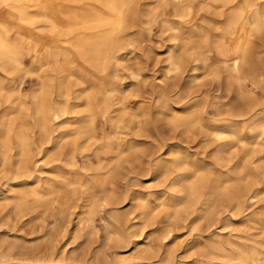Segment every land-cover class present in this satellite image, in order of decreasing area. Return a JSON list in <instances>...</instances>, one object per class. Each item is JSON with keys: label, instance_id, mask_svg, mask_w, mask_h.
<instances>
[{"label": "bare ground", "instance_id": "obj_1", "mask_svg": "<svg viewBox=\"0 0 264 264\" xmlns=\"http://www.w3.org/2000/svg\"><path fill=\"white\" fill-rule=\"evenodd\" d=\"M152 5L169 10L160 25L171 42L161 78L188 70L191 83L199 71L210 73L234 87L244 104L237 113L223 104L227 112L205 118L195 96H176V108L165 84L154 92L168 132H197L210 162L158 139L156 146L145 144L149 109L125 101L127 93L139 92L122 90L116 80L119 68L143 79L138 32L152 21ZM256 38H262L259 48ZM126 47L131 50L124 55ZM212 49L217 59L210 58ZM112 63L108 83L119 97L102 81L95 94L77 90L82 76L96 80ZM246 81L261 88L260 97L248 93ZM98 113L111 123L102 139L95 130ZM150 148L160 157L140 177L150 183L147 195L134 183L120 195L116 183L125 165L141 164ZM0 177V264H20L13 261L21 255L29 264H76L79 239L95 244L83 255L87 264H135L122 251L139 252L149 238L172 264L175 230L187 222L196 231L198 222L212 221L221 210L232 218L221 224L226 233L196 240L188 250L211 258L192 264H264V0H0ZM158 183L164 188H155ZM48 216L54 218L50 227ZM27 226L36 238L17 234ZM10 238L34 245L16 254Z\"/></svg>", "mask_w": 264, "mask_h": 264}, {"label": "rangeland", "instance_id": "obj_2", "mask_svg": "<svg viewBox=\"0 0 264 264\" xmlns=\"http://www.w3.org/2000/svg\"><path fill=\"white\" fill-rule=\"evenodd\" d=\"M151 8L154 9V15L153 19L150 23L145 24V29L142 31L138 32L139 35V40L140 41V46L138 48V55H139V62L145 68L144 74H143V79L135 80L131 78L130 72L127 70H120L117 72L118 78H116L117 81L121 84V89H129L130 91H138L139 94L136 95L133 92H130L129 94H126V100L128 103H130L131 106L133 107H148L149 113H150V118L152 119L151 121V126H150V133L149 138L142 139L145 144L151 146H156L157 144V139L159 142L167 145V146H172L174 148H177L181 151L186 150L190 154L194 155L198 159H204L208 162L211 161V153H209V147L205 148L204 145L202 144L201 137L198 135L197 132H195L194 137H187L184 136L183 134L181 135L180 133H170L168 132L167 128L165 127L164 123L160 121L158 118L157 114L160 110H163L162 108V103L158 102V100L155 99V91L157 90L158 86H163L165 84L167 86L168 92H169V97L172 101H174L173 106L177 108L178 103V98L177 97H182V99H188L190 96H195V99L202 104V115L205 118H215L216 115H218L223 108L220 110V107L223 104H228L230 108L232 109L233 113L241 112L243 109V102L236 98L234 95V87L226 86L225 81L220 78L215 80L210 73H204L203 71H199L197 73V82H189L188 78V70L185 72L181 73V75L167 80L166 78H161V70L163 66L166 65L165 63V57L167 54V50L169 46H171V42L168 39V36L162 32H160V25H161V20L164 17L168 16L169 10H167L164 7H159L157 5H152ZM168 12V13H167ZM167 13V15H166ZM149 27V28H148ZM141 36V37H140ZM262 38H256L254 40L255 45L259 48V45L261 43ZM131 49L129 47H126L125 50L122 51V53L129 54V51ZM209 56L211 59H217L218 55L216 54L215 50L212 49L211 52L209 53ZM43 63H45V59H41ZM76 60L78 58L76 57ZM110 68L107 71V74L103 75H98L96 80H93L90 77H83L86 78L84 79L83 83L79 80H77L78 86L77 90L83 91L84 94L86 95H92L95 94V91L98 89L99 90V81H102L105 83V89L110 93L112 96H118V93L114 91L116 89L115 87L111 86L108 81L112 78V75H114L113 70L115 68V64H110ZM33 66L36 67V62L34 61ZM37 68V67H36ZM50 67H46L45 69L47 70V73H50L48 70ZM88 81H85L87 80ZM155 79L157 81H155ZM91 80V81H90ZM95 82V83H94ZM25 83L28 87H30L29 80H25ZM96 85V86H95ZM245 86L247 88L248 93L251 96H256L260 97L261 96V88L258 86L254 85L251 83V81H246ZM97 87V88H96ZM257 87V88H256ZM96 88V90H95ZM96 91V93L98 92ZM233 91V92H232ZM89 93V94H88ZM92 93V94H91ZM183 94V96H182ZM186 95V96H185ZM85 96V95H83ZM177 96V97H176ZM185 97V98H184ZM114 98V97H113ZM177 98V99H176ZM113 99H111L112 101ZM176 101V103H175ZM178 102V103H177ZM190 102V101H189ZM193 101L190 103L192 104ZM189 103V104H190ZM116 103L114 102V105ZM115 107V106H114ZM218 109V110H217ZM218 111H220L218 113ZM227 112V110L225 109ZM225 112H221V114H224ZM96 117H94L95 120V130H96V135L98 138H103L111 134V123L108 120L107 117H102L101 114H96ZM101 116V117H100ZM104 119V120H103ZM107 121V122H106ZM106 129V130H105ZM104 133V134H103ZM240 145L236 147L234 150V153L239 152ZM160 157L159 154H156L155 150L150 148L149 151H147L144 156L141 158V164L139 165H125L124 169L121 172V175L117 179L116 183V190L120 195L125 194L127 191H129L130 186L134 183L137 187V190L142 193V195H147V187L150 186V183L147 182V179H141L145 172H147V169H149V162L156 158ZM167 157L166 155L163 156V158ZM78 164L81 165L82 161L80 158H78ZM139 179V182H135ZM4 185V179L0 177V190ZM163 183H158L155 185V188L157 189H162L164 188ZM132 187V186H131ZM154 199L152 198V201ZM158 202L153 201L152 205L156 206ZM264 205V203H263ZM127 207H122L121 209L125 210ZM261 208H255L254 210L257 212H261ZM253 210L252 208H249V211ZM159 211V210H158ZM157 211V212H158ZM134 215H137L135 212ZM159 215V214H158ZM160 216V215H159ZM159 216L157 218H159ZM159 220V219H158ZM157 220V221H158ZM226 220H232L231 215L226 211L221 210V212L212 220V221H207V220H202L198 222L197 228L198 230H191L189 224L187 222L182 225V227H179L177 231L175 230L174 234L177 235V242H176V250L174 252V256L172 257V264H192L193 259H199V260H210L211 256L206 254L205 251H197V250H190V247L193 248V245L196 240H199L202 243H206L205 239L208 235H222L225 234L226 230L221 231V224L222 222ZM45 221L47 222L48 226L50 227L54 224V218L48 216L45 217ZM220 223V224H219ZM96 227L99 229L98 237H99V242L104 241L105 239V232L102 229V223L100 219L97 217L96 220ZM1 230V229H0ZM8 235H13L10 229H7ZM10 230V231H9ZM149 230V228L146 230V232ZM30 231V232H29ZM1 232V231H0ZM11 233V234H10ZM1 234V233H0ZM18 235L24 236L26 240H31L34 239L38 236V232H32L30 230V227H24L23 230L19 233ZM199 234V235H198ZM198 235V236H197ZM180 236V237H179ZM198 238V239H197ZM11 239V244L9 243ZM8 239V244L13 245L17 247L18 250H16L17 253L21 252H26V249L32 248L34 244L29 243L28 245L24 244L23 241H16L13 238ZM14 240V241H13ZM81 240V241H80ZM78 243L81 244L79 250L77 252V257L75 260L76 264H84L85 261L87 264L89 258L87 256H83L86 253H89L91 249H94L95 244L92 245L90 243L84 242V239H79L77 241ZM13 243V244H12ZM85 243V244H84ZM143 243L147 244V246L141 247V250L139 252L133 251V248L129 250H124L122 251V256L124 258H133L135 264H166L163 260V250L162 246L160 245L159 242L153 240V238L146 239ZM61 242H59V245ZM23 245V246H22ZM25 245V247H24ZM83 245V246H82ZM20 247V249H19ZM24 247V248H23ZM30 247V248H29ZM70 247H67L69 249ZM82 248V249H81ZM16 249V248H15ZM189 249V250H188ZM82 250V251H81ZM86 250V251H85ZM89 250V251H87ZM108 251V249H106ZM145 252V253H144ZM161 256V257H160ZM17 256L15 259L16 262L17 260L20 259V264H29L30 260L29 258H26V255H21L19 258ZM22 257V258H21ZM87 259H83V258ZM25 259V260H24ZM28 259V261H27ZM162 260V261H161ZM216 263L218 264H223L222 260H217Z\"/></svg>", "mask_w": 264, "mask_h": 264}]
</instances>
